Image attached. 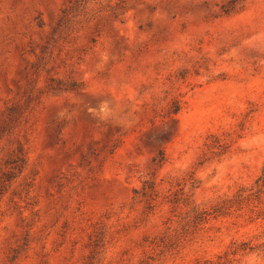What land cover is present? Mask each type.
<instances>
[{
	"label": "rangeland",
	"instance_id": "1",
	"mask_svg": "<svg viewBox=\"0 0 264 264\" xmlns=\"http://www.w3.org/2000/svg\"><path fill=\"white\" fill-rule=\"evenodd\" d=\"M263 183L264 0H0V264H264Z\"/></svg>",
	"mask_w": 264,
	"mask_h": 264
},
{
	"label": "trees",
	"instance_id": "2",
	"mask_svg": "<svg viewBox=\"0 0 264 264\" xmlns=\"http://www.w3.org/2000/svg\"><path fill=\"white\" fill-rule=\"evenodd\" d=\"M179 110H180L179 106H175L172 113H177ZM262 186L264 187V183ZM250 197L244 196L243 193H240L236 196V202H234V203H242L243 201L250 199ZM225 202H227V201H225ZM234 203H232V205ZM232 205H228V203H224V205H221L220 207L214 208L213 213H210L207 211L194 210L193 212L195 213V220L199 221V222H203V221L207 220V218L212 214L224 213V210L231 208Z\"/></svg>",
	"mask_w": 264,
	"mask_h": 264
}]
</instances>
